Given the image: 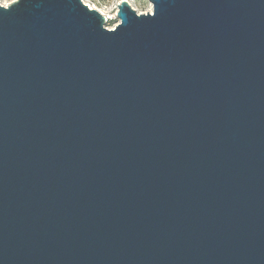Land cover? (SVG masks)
Segmentation results:
<instances>
[{
    "label": "water",
    "instance_id": "95a60500",
    "mask_svg": "<svg viewBox=\"0 0 264 264\" xmlns=\"http://www.w3.org/2000/svg\"><path fill=\"white\" fill-rule=\"evenodd\" d=\"M0 10V264H264V0Z\"/></svg>",
    "mask_w": 264,
    "mask_h": 264
},
{
    "label": "rangeland",
    "instance_id": "374dc122",
    "mask_svg": "<svg viewBox=\"0 0 264 264\" xmlns=\"http://www.w3.org/2000/svg\"><path fill=\"white\" fill-rule=\"evenodd\" d=\"M129 3L139 13L151 11L153 9L152 2L150 0H128ZM91 7L96 8L108 14L111 19L107 22L109 27H113L120 22L118 18V4L115 0H89ZM102 12V13H103Z\"/></svg>",
    "mask_w": 264,
    "mask_h": 264
},
{
    "label": "snow or ice",
    "instance_id": "6c2138e0",
    "mask_svg": "<svg viewBox=\"0 0 264 264\" xmlns=\"http://www.w3.org/2000/svg\"><path fill=\"white\" fill-rule=\"evenodd\" d=\"M13 0H0V10L8 9L10 10L12 7ZM19 2V0H16ZM81 2L87 7L89 5V0H81ZM116 3H123L125 0H115Z\"/></svg>",
    "mask_w": 264,
    "mask_h": 264
},
{
    "label": "built area",
    "instance_id": "2783aa9c",
    "mask_svg": "<svg viewBox=\"0 0 264 264\" xmlns=\"http://www.w3.org/2000/svg\"><path fill=\"white\" fill-rule=\"evenodd\" d=\"M13 1H15V0H13ZM89 6H91V5L89 4ZM103 14H105V16H106V18H107L108 21L111 19V17L108 14H106V13H103ZM113 27H110V28H113Z\"/></svg>",
    "mask_w": 264,
    "mask_h": 264
},
{
    "label": "bare ground",
    "instance_id": "6f19581e",
    "mask_svg": "<svg viewBox=\"0 0 264 264\" xmlns=\"http://www.w3.org/2000/svg\"><path fill=\"white\" fill-rule=\"evenodd\" d=\"M103 12V11H102ZM104 13V12H103Z\"/></svg>",
    "mask_w": 264,
    "mask_h": 264
}]
</instances>
